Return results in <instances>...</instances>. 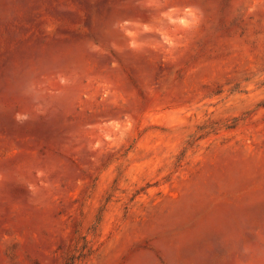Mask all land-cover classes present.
Wrapping results in <instances>:
<instances>
[{"label": "rangeland", "instance_id": "374dc122", "mask_svg": "<svg viewBox=\"0 0 264 264\" xmlns=\"http://www.w3.org/2000/svg\"><path fill=\"white\" fill-rule=\"evenodd\" d=\"M0 264H264V0H0Z\"/></svg>", "mask_w": 264, "mask_h": 264}, {"label": "clouds", "instance_id": "9594fccd", "mask_svg": "<svg viewBox=\"0 0 264 264\" xmlns=\"http://www.w3.org/2000/svg\"><path fill=\"white\" fill-rule=\"evenodd\" d=\"M15 119H16L18 122H22V121H24V120H27L28 117H27V116L17 115V116L15 117Z\"/></svg>", "mask_w": 264, "mask_h": 264}]
</instances>
